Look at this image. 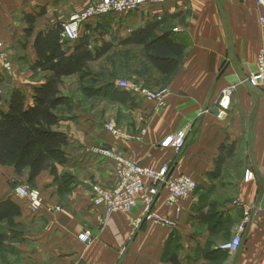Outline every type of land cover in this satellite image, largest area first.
Wrapping results in <instances>:
<instances>
[{
    "label": "crops",
    "instance_id": "0c3cea01",
    "mask_svg": "<svg viewBox=\"0 0 264 264\" xmlns=\"http://www.w3.org/2000/svg\"><path fill=\"white\" fill-rule=\"evenodd\" d=\"M98 1L0 0V42L11 61L9 71L0 62L5 99L21 89L30 100L34 88L45 83L48 74L33 71L40 34L61 27L60 44L69 54L81 42L93 52L110 47L84 73L63 80L66 103L57 112L59 130L68 139L63 161L31 185L28 170L16 175L13 167L0 166V209L9 204L20 213L0 223V264H166L168 250L177 251L182 264H264V91L249 82L264 55L263 9L257 0H168L91 19L80 27L78 40H67L65 24ZM27 16L35 19L30 32ZM157 20L162 24L154 36L168 35L185 51L169 77L151 64L143 46L126 44ZM94 69L99 75H92ZM125 81L167 90L165 106L121 88ZM227 89L231 94L224 96ZM0 109L6 107L0 103ZM106 124L130 139L112 135ZM181 132L180 152L162 147ZM223 145L232 154L216 179ZM99 150L151 169L168 164L198 184L190 198L174 206L167 191L158 195L152 211L173 227L145 220L142 201L128 213L112 215L94 205V186L118 184L114 161ZM248 173L253 179L246 181ZM25 186L41 193L36 211L16 192ZM246 208L253 210L247 223ZM86 231L91 244L79 240ZM237 234L243 237L239 251L220 261L219 246Z\"/></svg>",
    "mask_w": 264,
    "mask_h": 264
},
{
    "label": "trees",
    "instance_id": "16d2710c",
    "mask_svg": "<svg viewBox=\"0 0 264 264\" xmlns=\"http://www.w3.org/2000/svg\"><path fill=\"white\" fill-rule=\"evenodd\" d=\"M26 19L30 32L35 19L31 16ZM161 24L159 20L148 23L143 29L134 32L126 44L143 46L151 64L169 77L177 71L185 51L184 47L174 43L168 35L154 36ZM62 30L59 27L40 34L36 39L38 59L33 71L48 75L45 83L34 88L30 100L21 89H13L5 99L2 94L6 88V79L0 76V103L6 107V110L0 109V166L13 167L16 175H22L28 170L29 185L44 171L53 168L55 162L63 161V148L68 145V139L59 130L62 119L57 112L66 103L60 89L64 78L84 73L89 63L97 61L110 50L109 46H103L104 48L93 52L85 42H81L69 54L60 44ZM231 154V149L224 145L221 147L213 178L220 176L224 159ZM214 205L213 203L210 207L211 212L215 209ZM19 214L13 205L3 206L0 209V223ZM228 254L223 251L219 256L220 261L226 260ZM165 259L166 264H182L175 250H168Z\"/></svg>",
    "mask_w": 264,
    "mask_h": 264
},
{
    "label": "built area",
    "instance_id": "2783aa9c",
    "mask_svg": "<svg viewBox=\"0 0 264 264\" xmlns=\"http://www.w3.org/2000/svg\"><path fill=\"white\" fill-rule=\"evenodd\" d=\"M168 0H101L100 2L89 6L83 12L75 14L70 21L65 24L63 36L70 41L79 39V29L91 19L106 16L109 14H125L139 10L147 4H164ZM257 5L264 11V0H257ZM160 19V18H159ZM260 25L264 31V12L260 17ZM0 62L3 69H11V61L4 45L0 42ZM250 84L264 91V55L258 58L257 70L249 79ZM120 87L129 90L133 94L141 95L149 100L155 101L162 108L165 106L167 90L152 91L146 87L132 82H121ZM231 90H226L224 96H229ZM105 128L112 135L120 137L123 140L130 139V136L123 134L113 125H106ZM185 133L181 132L177 136L167 138L163 143L164 148H173L180 152L184 146ZM99 153L105 158L111 159L115 163L116 176L118 184L111 189L101 186H94L93 202L97 207L105 208L109 215L116 213H128L135 209L139 201L145 204L147 217L145 220L154 221L159 224L173 227V223L165 220L152 211L156 199L161 191H167L168 203L177 205L181 200L190 198L196 191L198 184L186 175L173 173L168 164H164L159 169H151L137 162L131 161L110 150H99ZM253 179V174L248 173L245 180ZM17 194L25 197L30 202L33 211L42 206V196L39 190L27 186L17 188ZM245 222H249L252 214L251 208H246ZM180 212V210H178ZM137 220L135 225L140 224ZM79 240L85 244H91L92 235L90 232H83L79 235ZM243 243L241 234L225 244L219 246V249L229 254H235L239 251Z\"/></svg>",
    "mask_w": 264,
    "mask_h": 264
},
{
    "label": "rangeland",
    "instance_id": "374dc122",
    "mask_svg": "<svg viewBox=\"0 0 264 264\" xmlns=\"http://www.w3.org/2000/svg\"><path fill=\"white\" fill-rule=\"evenodd\" d=\"M100 1H101V0H100ZM100 1H98V2H100ZM98 2H96V3H98ZM96 3H95V4H96ZM91 5H93V4H91ZM91 5H89V6H91ZM89 6H88V7H89ZM88 7H87V8H88ZM87 8H86V9H87ZM76 14H78V13H76ZM74 15H75V14H74ZM74 15H73V16H74ZM108 55L111 56V54H108ZM116 56H118V54H116ZM107 65H109V67H112V65H111V60H110V59L107 61ZM100 72H101L100 70H95V69H94L93 72H92V75H93V76L99 75ZM110 72H111V71H110ZM108 75H110V74H108ZM111 75H112V74H111ZM132 83H135V82H132ZM135 84H137V83H135ZM3 91H4V92H3L2 96L5 98V96H6V92H7L6 88L3 89ZM158 91H161V90H158ZM106 125H111V124H106ZM28 187H29V186H28ZM29 188H31V187H29ZM32 189H35V188H32Z\"/></svg>",
    "mask_w": 264,
    "mask_h": 264
}]
</instances>
